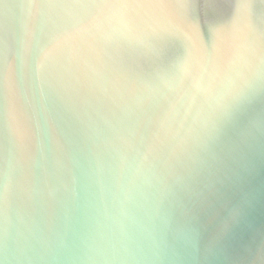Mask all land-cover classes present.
Here are the masks:
<instances>
[{"label":"water","instance_id":"95a60500","mask_svg":"<svg viewBox=\"0 0 264 264\" xmlns=\"http://www.w3.org/2000/svg\"><path fill=\"white\" fill-rule=\"evenodd\" d=\"M0 264H264V0H0Z\"/></svg>","mask_w":264,"mask_h":264}]
</instances>
